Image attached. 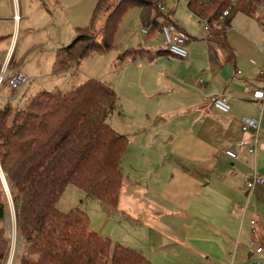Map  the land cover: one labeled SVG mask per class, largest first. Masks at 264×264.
<instances>
[{
    "label": "trees",
    "instance_id": "obj_1",
    "mask_svg": "<svg viewBox=\"0 0 264 264\" xmlns=\"http://www.w3.org/2000/svg\"><path fill=\"white\" fill-rule=\"evenodd\" d=\"M200 1L187 0L188 10L196 17L219 19L231 9L225 28L208 33L207 41L233 59L227 31L238 14L260 22L255 2L240 0L231 7V0H215L211 6ZM167 2L99 0L91 28H79L73 43L58 52L55 74L68 73L73 63H81L94 52L110 51L124 16L133 8L141 10L143 27L157 26L163 19L182 31L170 13L158 8ZM137 59L132 56L127 64ZM120 61V66L126 64L124 53ZM118 101L112 87L88 79L67 92H41L21 109L9 102L0 106V173L16 203L17 236L22 245L19 264H151L136 250L91 231L85 212L58 209L68 188L96 200L106 212L119 206L124 182L121 162L129 140L108 124ZM8 211L0 176V226ZM5 233L0 230V264H6L10 251Z\"/></svg>",
    "mask_w": 264,
    "mask_h": 264
},
{
    "label": "rangeland",
    "instance_id": "obj_2",
    "mask_svg": "<svg viewBox=\"0 0 264 264\" xmlns=\"http://www.w3.org/2000/svg\"><path fill=\"white\" fill-rule=\"evenodd\" d=\"M20 1L26 7L22 15L20 14L21 18L15 21L10 18L13 17L14 10L11 0H0V14L7 17L0 19V62L4 59L9 45H12L15 61L13 65L10 62V65L12 68H20L12 73L9 71L8 76L21 73L28 79V83L21 92L13 91L4 83L0 89V106H6L9 102L12 108L21 109L41 92H67L88 79L99 80L112 87L119 97L117 110L110 116L108 124L129 140L128 149L121 162L124 176L121 189L123 196L129 195L126 190L129 181L140 182L144 186L156 181L169 184L171 177L175 175V167L170 163L176 162L182 156V137L179 136L180 130L176 125L192 123L194 115L188 112L185 114L184 111L199 106L201 99L209 97L207 92L213 88L205 83L203 70L196 63L199 58L206 60L212 47L222 56L220 48L207 41L208 33L203 31L202 24L188 10L185 1L168 0L165 7L173 12L174 22L188 36L186 48L192 60L184 62L175 59L178 66L172 65V70L166 64L163 65L164 73L153 80V85L139 83L135 68L120 66V54L124 53L127 64L132 56H143L144 50L149 51L151 56H157L158 52L165 50L164 38L159 34L152 35L150 26L141 25L139 8L129 10L124 16L110 51L94 52L81 63H73L71 72L55 74L54 65L58 52L73 43L79 28H91L92 15L99 0H61L57 6L52 3L54 0H46V5L41 10H38L37 0ZM258 16L263 17L264 12L260 10ZM159 21L156 27L160 31L166 22L163 19ZM101 25L102 21L98 23V27ZM263 37L258 20L245 14H238L227 31L229 45L232 48L237 45V49L240 48L238 45L246 43L264 45ZM137 64L141 65L143 71L148 66L145 59L137 61ZM239 70L235 71L236 74ZM172 71L176 73L175 76ZM222 72L226 74L224 65ZM231 72L233 73L232 66ZM200 79L205 83L203 89L198 84ZM199 89L203 91L202 94ZM0 176L9 205L6 221L0 226V230L4 229L10 240L6 264H19L22 245L17 236L16 203L12 200L6 177L2 172ZM175 180L176 178L172 185L176 184ZM82 194L75 188H68L58 204V209L64 213L81 210L89 217L90 228L94 233L109 237L113 242L128 248L145 253L148 251L147 243L139 240L148 236L147 228L133 224L120 209L104 211L91 198L81 203ZM99 225H102L100 229L97 228Z\"/></svg>",
    "mask_w": 264,
    "mask_h": 264
},
{
    "label": "crops",
    "instance_id": "obj_3",
    "mask_svg": "<svg viewBox=\"0 0 264 264\" xmlns=\"http://www.w3.org/2000/svg\"><path fill=\"white\" fill-rule=\"evenodd\" d=\"M60 1L52 3L57 6ZM11 3L14 10L10 18L14 19L15 15L21 18L20 14L26 6L20 0H11ZM37 5L38 10L43 9L46 0H37ZM166 12L173 17V12L167 9ZM0 19L7 17L0 14ZM150 28L152 35L162 36L156 26ZM262 41L264 43V37ZM188 42L189 39L187 46ZM257 46L248 43L238 45V49L237 45L230 46L234 55L231 59L221 49L220 56L217 49L210 45L208 58H199L196 65L203 70V80L208 87L213 86L207 92L209 96L215 92L227 95L230 114L223 115L215 110L207 98H202L203 91L199 89L203 99L200 105L184 111L194 115L192 123L176 125L182 137V156L170 163L175 167L170 183L156 181L144 186L140 182L129 181L126 190L130 196L124 197L121 191L117 209L133 224L149 230L148 236L139 239L147 243L148 251H136L151 264H232L235 249L233 264L264 260V252L260 255L256 253L257 246L264 249V186L256 188L246 213L242 211L247 203L246 179L254 170L264 177V114L260 109V96L251 95L254 87L263 85L259 72L264 66V54ZM139 59L148 62L144 71L137 64L141 61ZM175 59L190 62L192 56L190 54L189 59L176 58L168 53L165 45V50L158 52L157 56H151L149 51L144 50V55H139L136 62L125 66L135 68L139 83L153 85V80L164 73L163 65L171 70L172 65L178 66ZM7 60L12 65L15 61L12 45H9L0 62V70ZM9 68L12 73L20 67L12 68L10 65ZM237 69H240L238 74L235 72ZM172 73L176 75L174 71ZM245 117L261 121L259 151L255 158L233 161L226 151L236 150V144L249 137L241 130ZM174 178L176 184L172 185ZM81 196V203L90 200L83 194ZM252 221L255 222V233L251 229Z\"/></svg>",
    "mask_w": 264,
    "mask_h": 264
},
{
    "label": "built area",
    "instance_id": "obj_4",
    "mask_svg": "<svg viewBox=\"0 0 264 264\" xmlns=\"http://www.w3.org/2000/svg\"><path fill=\"white\" fill-rule=\"evenodd\" d=\"M185 1L187 5V0ZM215 0H201L200 3L204 4L206 6H211L212 3ZM240 0H231V7L236 6L239 3ZM255 2V7L264 12V0L261 2ZM162 12L166 11L165 5H160L158 7ZM231 9H228L224 12L223 16L219 19H208L206 17H199L197 16L199 23L202 24L203 31L205 33H210L214 30H221L225 28L226 25V19L230 13ZM20 17L18 15L14 16V20L18 21ZM260 28L262 32L264 33V16L260 18ZM144 33H147V31L143 30ZM160 33L162 34V37L164 38V42L166 45V49L168 53L176 58L179 59H189L190 55L187 51V36L179 30L175 25L171 23H165L161 26ZM258 49L263 52L264 54V45L257 46ZM10 60H7L4 62L1 70H0V89L1 86L4 83L8 84V87L12 89L13 91H23L28 83V79L21 73L15 74L12 77H9V67H10ZM260 77L263 79V85L261 87H254L251 91V95L254 97L260 96V109L262 114H264V66L262 70L259 72ZM201 89L204 87L205 83L201 79L198 82ZM202 91V90H200ZM18 93V92H17ZM19 95V94H18ZM8 99L7 101H9ZM207 100L209 101L210 105L220 112L223 115H228L231 112V106L229 104V100L226 94L222 92H216L213 95H210L207 97ZM241 130L244 134L248 135V138L242 139L236 144V150H227L226 155L232 159L233 161L238 160H246L248 158H255L260 147V140H261V121L251 119V118H243L241 122ZM245 188L247 191V203L242 208V211L244 214L246 213L249 202L251 199L252 194L258 187L264 186V177H262L260 174H258L255 170L252 172V174L246 179L245 181ZM251 229L253 233H255V222H251ZM264 252L263 247L257 246L256 247V253L257 255H260ZM236 255V249L234 250L232 254V264L233 259ZM11 264V263H10ZM252 264H264V260L262 261H256Z\"/></svg>",
    "mask_w": 264,
    "mask_h": 264
},
{
    "label": "water",
    "instance_id": "obj_5",
    "mask_svg": "<svg viewBox=\"0 0 264 264\" xmlns=\"http://www.w3.org/2000/svg\"><path fill=\"white\" fill-rule=\"evenodd\" d=\"M16 229H17V215H16Z\"/></svg>",
    "mask_w": 264,
    "mask_h": 264
}]
</instances>
